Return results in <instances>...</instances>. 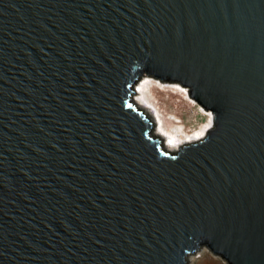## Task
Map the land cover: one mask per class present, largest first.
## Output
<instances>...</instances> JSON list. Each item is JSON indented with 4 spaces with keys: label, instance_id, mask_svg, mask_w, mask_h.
Masks as SVG:
<instances>
[{
    "label": "water",
    "instance_id": "1",
    "mask_svg": "<svg viewBox=\"0 0 264 264\" xmlns=\"http://www.w3.org/2000/svg\"><path fill=\"white\" fill-rule=\"evenodd\" d=\"M144 76L214 113L166 145ZM264 264V0H0V264Z\"/></svg>",
    "mask_w": 264,
    "mask_h": 264
},
{
    "label": "bare ground",
    "instance_id": "2",
    "mask_svg": "<svg viewBox=\"0 0 264 264\" xmlns=\"http://www.w3.org/2000/svg\"><path fill=\"white\" fill-rule=\"evenodd\" d=\"M156 86V87H155ZM160 88L163 91H170L169 94H178L179 96L192 99L187 88L180 83H163L162 80L152 76H144L138 86V100L141 105L154 113L157 119V130L165 136L166 145L170 148H180L184 143L203 138L208 129L214 123V113L200 106V110L207 116V120L198 124V126L187 128L184 120L176 114L166 115L160 108L159 98L152 93L151 88ZM203 249L199 252L202 256ZM199 253L191 255L189 258L194 261Z\"/></svg>",
    "mask_w": 264,
    "mask_h": 264
},
{
    "label": "rangeland",
    "instance_id": "3",
    "mask_svg": "<svg viewBox=\"0 0 264 264\" xmlns=\"http://www.w3.org/2000/svg\"><path fill=\"white\" fill-rule=\"evenodd\" d=\"M160 79L158 77H153ZM161 80V79H160ZM163 83H175L172 81H162ZM156 87V86H155ZM151 88L160 100V108L166 115L176 114L184 120L187 128L198 126L207 120V116L201 112L200 104L192 102L188 97L178 94H169L170 91H163L160 88ZM187 88V87H186ZM192 98V97H191ZM193 99V98H192ZM146 108V107H145ZM210 111V110H208ZM190 264H228L225 259L214 255L208 248H203L202 256L199 253L194 261L190 259Z\"/></svg>",
    "mask_w": 264,
    "mask_h": 264
}]
</instances>
